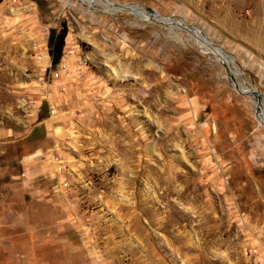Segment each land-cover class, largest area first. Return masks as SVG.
Instances as JSON below:
<instances>
[{
  "label": "rangeland",
  "instance_id": "1",
  "mask_svg": "<svg viewBox=\"0 0 264 264\" xmlns=\"http://www.w3.org/2000/svg\"><path fill=\"white\" fill-rule=\"evenodd\" d=\"M110 1L0 0V264H264V0Z\"/></svg>",
  "mask_w": 264,
  "mask_h": 264
},
{
  "label": "water",
  "instance_id": "2",
  "mask_svg": "<svg viewBox=\"0 0 264 264\" xmlns=\"http://www.w3.org/2000/svg\"><path fill=\"white\" fill-rule=\"evenodd\" d=\"M104 1L108 5H111V6H113L116 9H128V10H131L132 12H143V10H141L140 7H144V9L146 11H149V12L153 13L154 15H157L159 17L157 20H160V21H163V22H171L173 20L172 17L161 16L153 7L148 6L146 4L117 3V2L110 1V0H104ZM175 22L178 23V24L187 26V27H189L191 29H194L195 31L203 33V31L201 29H199V28H197V27H195L193 25L187 24V23H185L183 21H175ZM226 67H227V69L229 70V72H230V74L232 76V81H233V84L235 85V87H237L242 92L247 91V92H250V93H252V94H254L256 96L258 103H257L256 109H255V116L259 119V122L264 126V114L262 116L260 115L261 106H263V102H262L263 94L261 92L257 91L256 88H243L242 85L237 84L235 82L233 69L228 64H226Z\"/></svg>",
  "mask_w": 264,
  "mask_h": 264
},
{
  "label": "bare ground",
  "instance_id": "3",
  "mask_svg": "<svg viewBox=\"0 0 264 264\" xmlns=\"http://www.w3.org/2000/svg\"><path fill=\"white\" fill-rule=\"evenodd\" d=\"M82 1V0H81ZM85 2V1H84ZM171 19V18H170ZM208 44V43H207ZM233 72H234V70H233ZM235 73V72H234ZM261 109H262V112H263V114H264V107L263 106H261Z\"/></svg>",
  "mask_w": 264,
  "mask_h": 264
}]
</instances>
